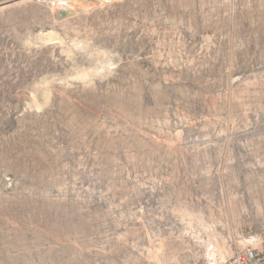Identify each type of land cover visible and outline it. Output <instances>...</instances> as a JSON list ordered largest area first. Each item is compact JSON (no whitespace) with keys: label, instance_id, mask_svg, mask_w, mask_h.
I'll return each mask as SVG.
<instances>
[{"label":"rangeland","instance_id":"1","mask_svg":"<svg viewBox=\"0 0 264 264\" xmlns=\"http://www.w3.org/2000/svg\"><path fill=\"white\" fill-rule=\"evenodd\" d=\"M258 243L264 0H0V264Z\"/></svg>","mask_w":264,"mask_h":264},{"label":"built area","instance_id":"2","mask_svg":"<svg viewBox=\"0 0 264 264\" xmlns=\"http://www.w3.org/2000/svg\"><path fill=\"white\" fill-rule=\"evenodd\" d=\"M207 264H264V243L247 246L226 260Z\"/></svg>","mask_w":264,"mask_h":264},{"label":"water","instance_id":"3","mask_svg":"<svg viewBox=\"0 0 264 264\" xmlns=\"http://www.w3.org/2000/svg\"><path fill=\"white\" fill-rule=\"evenodd\" d=\"M61 14H62V16H65L67 14V12L63 11Z\"/></svg>","mask_w":264,"mask_h":264},{"label":"bare ground","instance_id":"4","mask_svg":"<svg viewBox=\"0 0 264 264\" xmlns=\"http://www.w3.org/2000/svg\"><path fill=\"white\" fill-rule=\"evenodd\" d=\"M66 16V15H65ZM61 17H64V16H62V14H61Z\"/></svg>","mask_w":264,"mask_h":264}]
</instances>
